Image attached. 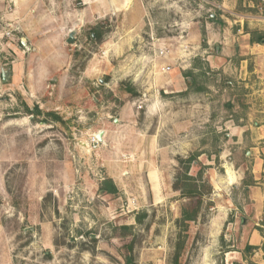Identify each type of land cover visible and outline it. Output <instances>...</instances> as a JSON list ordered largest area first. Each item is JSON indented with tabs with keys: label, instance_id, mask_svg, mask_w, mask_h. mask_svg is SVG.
I'll return each mask as SVG.
<instances>
[{
	"label": "rangeland",
	"instance_id": "rangeland-1",
	"mask_svg": "<svg viewBox=\"0 0 264 264\" xmlns=\"http://www.w3.org/2000/svg\"><path fill=\"white\" fill-rule=\"evenodd\" d=\"M221 1L0 0V264H169L176 159L194 151L212 192L181 264H264L249 158L264 96L238 77L264 0ZM235 43L245 59L224 68ZM105 177L117 193L98 192Z\"/></svg>",
	"mask_w": 264,
	"mask_h": 264
},
{
	"label": "trees",
	"instance_id": "trees-1",
	"mask_svg": "<svg viewBox=\"0 0 264 264\" xmlns=\"http://www.w3.org/2000/svg\"><path fill=\"white\" fill-rule=\"evenodd\" d=\"M211 21H216L212 20ZM218 23L224 25V22L218 20ZM101 32H97L96 28H92V32L90 37L93 39H99L101 37ZM252 35L250 37L251 42H264V31L253 30L250 31ZM131 91V89L129 90ZM28 110V108H26ZM34 111L35 114H42L43 112L38 108V106H34L31 110ZM31 112V113H32ZM46 115H52L55 120H60L61 118L57 116L52 111H46ZM199 152H190L187 156H177L178 168L176 170L174 180L172 183L173 190H176L180 193L181 197L184 199V205L181 207L180 216L176 220L177 226V235L173 245V253L170 256L169 264H181V256L184 252L186 242H187V230L191 222H195L202 211V205L205 197H208L212 192L211 184L203 178L205 165L198 160ZM191 166L197 167L196 173L191 174L189 172ZM247 184V183H246ZM118 188L114 184L113 180L109 177L103 178L100 182L98 192L104 194H115L117 193ZM146 212L137 213L134 217L137 223H141L145 216ZM117 227V226H114ZM119 228L123 230L130 231L133 229V225H121ZM128 233H123L125 236ZM132 241L126 244V246L131 249ZM249 247H246V250H249ZM264 249V245H263ZM125 260L127 264L132 263V257L126 256ZM234 264H237L234 262Z\"/></svg>",
	"mask_w": 264,
	"mask_h": 264
},
{
	"label": "crops",
	"instance_id": "crops-1",
	"mask_svg": "<svg viewBox=\"0 0 264 264\" xmlns=\"http://www.w3.org/2000/svg\"><path fill=\"white\" fill-rule=\"evenodd\" d=\"M222 6L224 7V0L221 1ZM243 26H236V30L232 29V32H236V35H238ZM259 29H263L260 28ZM224 30V28H223ZM260 31V30H258ZM248 32V31H246ZM218 33V32H217ZM219 34V33H218ZM236 35H231V37L236 36ZM246 34H243V37ZM223 39H226L227 37L222 36ZM247 41L244 45V47H248L250 50V53L252 54V59L254 62V67L251 72H249V75L247 76L248 72L241 71L239 74V78L243 81H245L248 77V80L250 78L252 79V88H253V95L256 96H264V42L258 43V42H251L250 37L248 36L247 33ZM209 42H206L204 47L202 48L203 52L205 50L209 49ZM216 51L219 50V46L215 45ZM222 49H224L226 52L228 50V46H223ZM239 44L235 43V46L232 50V53L230 56L224 57V68H227L229 65H235L237 64L238 61L242 62L244 61L245 58L242 56L239 57ZM237 56H236V54ZM206 60L209 61L211 64L215 62L213 60L212 56H207ZM241 65V63H240ZM257 74H254L256 73ZM261 102V100H260ZM39 108V107H38ZM253 113H257L258 119H255L254 121V127L252 128V133H251V142H252V150L249 151L250 154V159L252 161V167H251V173H252V178H253V188L254 190L252 191L254 193V199L263 206L264 205V101L259 104L253 105L252 108Z\"/></svg>",
	"mask_w": 264,
	"mask_h": 264
},
{
	"label": "water",
	"instance_id": "water-1",
	"mask_svg": "<svg viewBox=\"0 0 264 264\" xmlns=\"http://www.w3.org/2000/svg\"><path fill=\"white\" fill-rule=\"evenodd\" d=\"M215 17V15L214 14H211V18H214ZM73 31H70V33L68 34V38H67V41L68 42H71L72 40H73ZM2 78H3V80L5 79V77H6V72L5 71H2ZM102 134H103V131L102 130H100V131H98L96 134H95V137H96V139L98 140V141H102Z\"/></svg>",
	"mask_w": 264,
	"mask_h": 264
},
{
	"label": "built area",
	"instance_id": "built-area-1",
	"mask_svg": "<svg viewBox=\"0 0 264 264\" xmlns=\"http://www.w3.org/2000/svg\"><path fill=\"white\" fill-rule=\"evenodd\" d=\"M157 54L158 56H164L165 55V51L163 50V48H158L157 50ZM169 67H163V70H168ZM92 141L94 142V144H97L99 141L96 139L95 134L92 137Z\"/></svg>",
	"mask_w": 264,
	"mask_h": 264
}]
</instances>
